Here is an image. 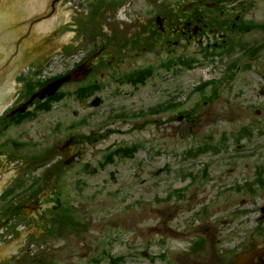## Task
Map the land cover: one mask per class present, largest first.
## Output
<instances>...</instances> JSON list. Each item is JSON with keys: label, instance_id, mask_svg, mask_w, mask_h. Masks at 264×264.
Returning <instances> with one entry per match:
<instances>
[{"label": "rangeland", "instance_id": "374dc122", "mask_svg": "<svg viewBox=\"0 0 264 264\" xmlns=\"http://www.w3.org/2000/svg\"><path fill=\"white\" fill-rule=\"evenodd\" d=\"M70 1L75 7L87 9V7L91 6L96 0ZM125 1L126 0H101L99 2L101 5L97 8V12H93L91 16H89V12L92 7H89L86 17V19H89L80 20L77 46L69 47L71 48L72 53L77 54L81 51L88 53L94 44L98 46L101 45L105 40V36L99 34L92 37L89 35L91 34L90 32H93L92 34H96L98 33L97 30H99L96 28L101 29L105 26L112 29L111 24L114 20V13L117 12L118 8L122 6ZM181 1L182 0H135L127 4L124 6L125 12L123 15L126 19L130 20L131 25L128 26L124 22L121 23V35L123 38H133L137 33V30L132 23L134 18L137 21H147L152 15L159 11L158 9L162 4H173L175 7ZM251 1L254 2V6L249 7L247 18L252 17L254 20L264 19V12L261 11L264 9V0ZM90 17H92L93 20L90 19ZM126 28H129V31H126ZM114 29L115 24H113V30ZM262 35L263 33L259 32L258 34H245L243 36L247 41H255ZM234 36L238 38V35ZM90 38L91 41L88 40ZM207 42L208 41H206L205 44ZM196 45L197 41H192L187 49L184 47L178 48L177 53L187 51V55L195 54L196 57L202 56L199 50L200 48ZM60 49L65 51L66 47L57 48V50ZM114 51L115 47L110 48V52ZM134 54L135 52L132 50L127 51L123 55L120 54V59L115 61L113 65L107 68L104 66L100 69V71H98V74L100 72H104L103 76L97 74V77H99V79L106 84V89L100 91V95L105 100V103L103 108L95 109L98 117H91L89 119L90 125L83 127L80 132L87 134L90 133V131L95 130L96 132L98 131L101 133L102 128L104 133H107L110 129L116 130V133L113 131L109 132L103 141L90 144L88 153H101L103 147L110 146L112 144L117 145V143H120L124 139V142L127 144L138 141H149L148 143H150L151 146L155 145V148L159 149V151L162 150L163 154L154 155L151 162H146L144 160L146 159L145 153L141 152L140 156H143L144 159L137 162H140L143 166L144 172L141 173V177L138 178L134 176L138 167V165L134 166L135 161L131 159L122 164L121 159L119 158L114 164H111L108 169L110 174L112 175V173H114V175L111 176L107 172L102 171L94 177H88L87 187L85 188L87 196L92 194L95 189H101L103 191V197H99L98 199L91 201H88L84 197V193H80L79 195L75 191L76 186L82 187L85 181L82 182V185L79 183H75V185L72 183L73 177L69 176L67 183H64L63 180V186L61 187L60 184L62 180L58 179L60 181L59 189L61 188V192H63L61 198V202L63 203L62 211H65L67 215L75 217L71 220L72 222L80 220L82 218V213L85 216V219H83L85 224H81L84 231L79 236H71V250H74V253L72 254L73 257L70 258V260L62 258V261L59 264H112L110 256H122L124 259L120 264H144L146 260L151 259V257L145 258L143 256L142 252L145 250L149 251V253H157L156 264H166L167 262V257H159L161 253H166L167 256L172 255L177 258H183L185 249L190 247L192 239L200 235V232L196 229L197 225L192 226L190 223H186L185 218L188 214L184 212V210L178 214L181 209L191 206V204L187 201V199L185 201L170 202V205L164 208L174 213V218L171 220H169V215L163 210V207H158L159 209L161 208V211L158 212H162V216L158 213L157 215L155 213H151L149 206L146 204V200H148L146 199V197H148V192H145L144 184H141L140 180L142 178L149 180L148 178L151 176L150 172L153 173L154 170L158 171V168L165 166V164L169 162L171 167H168V174H161L158 177V193L160 195L165 194V190L168 191L172 188L176 190L184 184L190 183L191 187L188 196H192L190 199L194 201L193 204H195V202L200 203L201 200H208L214 196L218 189V187L215 186L214 181L218 178V171L217 168H215L213 159H209L210 157H208L211 154L200 157L196 161L190 160L183 165L182 163L178 164V155H180L186 148L205 141L208 135L213 134L214 137L216 135L219 139H221L222 134L224 136L225 132H228L229 130L236 131L244 126H249L253 129L254 135L252 138H248L243 141L246 143V148L242 152H236L237 154H240L242 158L238 159L233 177L238 180H243L248 172L252 171L253 167L251 165L264 159V135L259 137L261 135L259 134V131L264 129V113L262 111L258 113L256 110L257 106L264 104V98L259 95V86L255 87L254 97H248L246 100V97L243 95L241 97L236 96V92L241 90L239 85H244L242 77L246 79L249 74L247 71L238 73L236 79L232 83L230 82L226 84L227 82H223V85L219 86V97L212 94L211 87H208L205 92L202 93L193 90L194 85L199 82L203 75L206 78H215L216 81L220 80L221 74L217 72L218 68H216L215 65L214 69H212V66H208L206 69H198V65H195V68L190 71H181L178 69L176 71L178 74V80L172 78L168 85H163V88H161L162 91L159 90L161 92H152V88L150 86H146L142 88L144 90L140 94L136 96L128 94L129 97H124L123 92L131 90V86H118L117 84H113L109 78V74L111 72L116 74L126 71L129 72L134 68L137 69L151 64L156 67V73L158 71L165 73V70H159V64L160 61H162L167 55L166 50L163 49L158 52L149 51L140 57H136ZM62 56H65L66 59H63L61 61L62 63L58 67L62 69L73 65V61H71L72 57L69 58L65 54ZM241 56L240 50H236L231 56L225 54L222 57H218L217 60L228 63L233 60V58L235 60L243 58ZM261 56H264V53H261ZM107 59L109 60L110 57L107 56ZM65 62L67 63L65 64ZM51 73L54 72L51 71ZM108 81L111 82V85L108 84ZM157 81H160L159 77H155L154 82L156 83ZM73 88L74 86L72 85L66 87V89L69 90H72ZM181 90L185 91L182 95H180ZM118 91H120V94H117ZM172 96L181 100V102L184 101L185 106L183 105L182 110H189L191 115L197 118L196 125L192 126V131L190 130L188 132V126L190 129L191 123L183 121L178 125L179 128L172 125L173 121L176 120L175 116L177 110L164 112L159 111V113L155 114L153 117L154 121H157L156 125H150L146 122L144 123V126L141 124V127H137L139 125L138 122H144L143 119H138L136 124L132 121L109 122L108 126H105V124L103 125V123L101 124L102 120L111 112L112 108H115L117 111H135L143 108V111H146L150 105H154L159 102L163 105L164 101H172ZM116 101H118V103H115ZM248 101L253 102L249 104ZM77 104L78 103H76L73 97H68L65 102H61L59 107L56 109V114L59 113L62 115L63 119L67 121L66 125L71 122L70 120L75 118L72 110L79 109L81 111V107L79 108ZM85 109L88 108H84L82 111ZM92 112L94 113V109H92ZM78 117H76V119ZM198 118L199 121H197ZM226 118L227 122L224 120ZM52 119V117L48 116L44 119L43 123L47 124L49 122V125H51L53 124V121H51ZM28 127L31 129V124H29ZM35 127H41V122L37 121L35 123ZM182 127L185 128L183 133H181ZM63 132L64 129L61 133L62 136L65 134V132ZM35 134L36 131L34 132V135ZM3 138L4 137L0 138V142L3 141ZM42 142L46 147H52L54 144L53 138L49 136L42 139ZM233 148L235 149V143ZM4 153L9 154L7 151H4ZM147 155L148 159H151L150 155ZM1 158H4L2 161L3 168L13 166L11 161L7 159L6 156H2ZM206 161L210 162L211 168L209 171V178H203V181L198 174L201 175V167L204 163H206ZM145 162L150 167H146L144 165ZM192 162L193 165H190ZM248 165H250L249 169L247 168ZM175 166L177 169H175ZM178 166L182 169L181 171L178 169ZM170 170L173 171L170 172ZM178 170L180 172H178ZM191 172L196 175L194 180H192L188 175ZM185 173H187V177H184ZM32 176L27 178L29 180L27 183L32 181ZM147 183L150 182L148 181ZM166 185H168V187L165 189L164 187ZM96 194L97 193H95L94 196H96ZM139 196L144 202L140 206L136 202L137 197ZM245 197L246 196L243 194L235 195L233 202H236L239 206L240 200ZM41 199L44 200L42 197ZM75 200L79 214H77L74 210L73 203ZM85 200L88 202L83 204ZM227 200L228 199L222 200V205L215 209V211L220 213V215L224 214V211L227 208V205L223 204ZM97 201L100 202L99 205L96 204ZM3 208L4 207L1 204L0 210ZM214 213L212 220L215 217ZM1 217L2 216H0V218ZM166 221L168 223H166ZM205 226L209 228L211 224H207ZM251 226H253L252 223H246L244 225V227H246L245 230H250ZM229 227H226V229ZM226 229L224 230L226 231ZM24 236L25 235L21 233L14 239L12 238L11 241L0 238V252H2L0 254V258L7 257V255L10 256V254L20 249ZM241 237L242 235L238 234V243L241 241ZM64 242V240L59 241L56 246L59 243ZM228 244L229 242H227V245ZM98 257V262L92 261V258Z\"/></svg>", "mask_w": 264, "mask_h": 264}, {"label": "flooded vegetation", "instance_id": "af4514ba", "mask_svg": "<svg viewBox=\"0 0 264 264\" xmlns=\"http://www.w3.org/2000/svg\"><path fill=\"white\" fill-rule=\"evenodd\" d=\"M175 12H176V15L173 18H171L170 15L161 16V17H163L162 20L164 21V22L160 23V25H159L162 32L165 35H169V37L172 38L173 40H176L174 43H176L177 45L179 42L178 38H180V37L189 38V37H191V34L198 35L202 41L204 29L205 28L207 29L206 21L209 20L206 13L209 12V10L208 9H193V7H189L187 9H184L181 14H180V12L177 13L178 12L177 10H175ZM217 16H219V15H217ZM9 129H10V127H9ZM71 144L75 145L74 150L71 147ZM77 145H78V143H76L74 140H72V142H70L66 146L67 150L72 151V152L67 153L68 157H71L73 155L78 156L76 158L74 156V158H75L74 161L78 160L82 156V150L77 149ZM26 198L28 199L29 202L32 203V205L36 204V199H35L36 197L34 198V196L29 195ZM58 208H59L58 206L53 205V204H52V206L46 205V206L42 207L40 210H38L39 214H38V216H36L35 219L39 220V222H38L39 224H43V220L46 219V215L48 214L47 209H50V212L55 213V211ZM25 223L27 224L29 222H25ZM207 237L209 238L210 235H208ZM208 241L210 243L209 244L210 248L204 249L206 251V253L204 255H202L203 256L202 264H221L222 259L220 258L221 260H219V256L217 254V251L215 250L214 239H211ZM204 242H206L205 238L202 240L201 245H203ZM50 249L51 248H48V249L42 248L41 251H38V249H35L31 253V255H33L32 257L30 255L25 257V255L29 252V249L25 248L23 250L22 264H26V262L28 264H40V263L54 264L56 262V255H51L52 250H50ZM225 261H227V260H225Z\"/></svg>", "mask_w": 264, "mask_h": 264}, {"label": "water", "instance_id": "95a60500", "mask_svg": "<svg viewBox=\"0 0 264 264\" xmlns=\"http://www.w3.org/2000/svg\"><path fill=\"white\" fill-rule=\"evenodd\" d=\"M20 1H25V0H20ZM20 1L10 0L9 2H10V4H12L15 2H20ZM27 1L28 2L24 6L26 8L27 13L41 12L42 10H44L46 8V4L48 5L47 9L43 13H41V15H43V16L49 15L51 18L44 20L43 22H41L37 26V31H39V32L46 33L48 31H50L52 28H54L53 26L55 24H58L60 19L65 16L62 19V22L58 24V26L56 27L55 30L52 29V31H50L48 34L42 36L44 38L50 37L48 39V41L50 43L46 47V50H47V52H49V54L53 53L55 50H57V48H63V47H68V46L69 47L70 46H77L80 20L86 19L87 13H88V11L86 12V9L75 7L70 0H27ZM53 6H54V9H53ZM73 11H77L78 13H73ZM79 12H84V13L82 14ZM63 13H64V16H63ZM71 14H72L75 22L77 23L78 27L75 29V36L73 38V42L68 46L64 43L62 45V44H60L59 41L61 39L62 33H64V31L67 29V28H64V26H65L67 19L69 17H71ZM67 16H69V17L67 18ZM29 22H30V20L27 21V23H29ZM36 37L37 36L34 33H32L30 35V39L33 41H36ZM9 70H10V68L8 67V68L0 71V86H1L2 78L8 74ZM3 94H5V93H3ZM3 160H4V158L0 159V175H3V177H4L3 182H6V180L9 179V177L14 175V170L17 169V167L9 166V167L3 168V166H2ZM9 185H11V184H9ZM14 194H16V193H14ZM1 204L2 203H0V205ZM1 253L2 252H0V254Z\"/></svg>", "mask_w": 264, "mask_h": 264}]
</instances>
